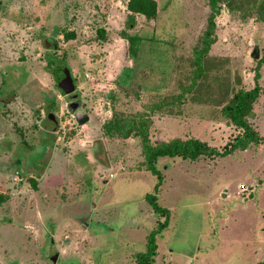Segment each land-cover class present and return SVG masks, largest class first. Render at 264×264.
<instances>
[{
	"label": "rangeland",
	"instance_id": "rangeland-1",
	"mask_svg": "<svg viewBox=\"0 0 264 264\" xmlns=\"http://www.w3.org/2000/svg\"><path fill=\"white\" fill-rule=\"evenodd\" d=\"M127 1L0 0V264H136L165 220L148 195L170 213L153 264H257L264 259V65L249 117L260 145L197 162L162 158L158 190L140 136L110 138L104 125L115 113L145 117L152 142L199 139L223 150L239 133L223 108L234 92L255 86L252 53L257 44L264 56V21L255 10L223 5L203 76L172 102L191 83L208 0H157L152 21L130 19ZM134 36L146 40L134 48ZM60 68L76 81L77 111L58 86ZM125 68L133 71L128 81ZM162 99L169 103L154 111ZM77 115L90 121L80 126ZM48 149L53 157L40 175Z\"/></svg>",
	"mask_w": 264,
	"mask_h": 264
},
{
	"label": "trees",
	"instance_id": "trees-1",
	"mask_svg": "<svg viewBox=\"0 0 264 264\" xmlns=\"http://www.w3.org/2000/svg\"><path fill=\"white\" fill-rule=\"evenodd\" d=\"M210 14L207 19L206 28L200 38V44L194 51V70L191 75V83L181 85L182 93L177 95L172 102H178L186 97L189 91L196 88L199 78L204 74L205 59L210 55L212 46L216 42L217 17L221 12V7L226 5L229 9L236 7L249 9L251 12H259V18L264 21V0H208ZM127 10L130 13V19H135L136 16H143L147 20H157L159 17V4L157 0H128ZM100 38H105L106 32L104 29L98 30ZM131 46L137 48L140 42L146 39L138 36L130 37ZM54 40V39H52ZM55 41V40H54ZM57 43H55L56 45ZM53 56L49 55V60L52 61ZM264 65V56L258 61L255 69V86L251 90L240 89L233 93L229 102L224 106L223 113L231 123L239 129V133L233 141L229 142L223 150L209 146L207 143L199 139L182 140L174 138L170 141H155L150 138L151 120L141 117L133 120L125 117H120L117 113L113 118L104 125V131L110 138L128 139L140 136L142 143V153L145 157L144 166L147 171L152 172L158 178L156 190L162 184L163 176L159 168L158 162L162 158H179L182 160L199 161L202 157L209 158H226L237 151H246L251 145H260L262 136L250 124L249 117L254 114V105L260 98L263 88L259 81L261 79V67ZM59 70V69H57ZM127 76V81L132 77V69L125 68L123 71ZM126 81V83H127ZM123 82V81H121ZM169 102L166 99L156 103L153 110L157 111L161 107H165ZM146 200L154 209L155 212L165 217L163 222H159L156 231H152L148 238V250L146 253L136 255V264H153L158 253V237H162L163 231L167 227L170 219L168 209L161 207L154 195H148ZM257 264H264V259Z\"/></svg>",
	"mask_w": 264,
	"mask_h": 264
},
{
	"label": "water",
	"instance_id": "water-1",
	"mask_svg": "<svg viewBox=\"0 0 264 264\" xmlns=\"http://www.w3.org/2000/svg\"><path fill=\"white\" fill-rule=\"evenodd\" d=\"M56 31H54L52 37H56ZM257 42V41H256ZM252 57L255 60H260V53H259V47L256 44V46L254 47L253 53H252ZM59 76L57 77L58 79V86L59 88L67 95V96H72V98H74L75 100L78 98V95L75 94L76 92V83L74 80L73 75L71 74L70 70L68 68H64V69H59ZM80 102H72L69 105V108L72 111H77L80 108ZM90 121V117L88 115H83L81 118H78V124L80 126H83L85 124H87ZM53 157V150H49L48 153L46 154L45 158L43 159V161L41 162L42 164V169L40 170L39 174L43 175L46 170L47 167L49 166V164L51 163ZM58 255L57 254L55 257H53L52 261L53 263L57 262L58 259Z\"/></svg>",
	"mask_w": 264,
	"mask_h": 264
},
{
	"label": "flooded vegetation",
	"instance_id": "flooded-vegetation-1",
	"mask_svg": "<svg viewBox=\"0 0 264 264\" xmlns=\"http://www.w3.org/2000/svg\"><path fill=\"white\" fill-rule=\"evenodd\" d=\"M75 83H76V81H75ZM74 98H72V96H70V102L72 103V102H74ZM83 116V115H82ZM81 115H80V118L82 117ZM79 118V116L77 115V119ZM50 149H48V151H49ZM48 153V152H47ZM46 153V154H47ZM44 156H46V155H44ZM45 157H43V159H44ZM43 159H39V164H38V167H39V170H41L42 169V164H41V162L43 161Z\"/></svg>",
	"mask_w": 264,
	"mask_h": 264
},
{
	"label": "crops",
	"instance_id": "crops-1",
	"mask_svg": "<svg viewBox=\"0 0 264 264\" xmlns=\"http://www.w3.org/2000/svg\"><path fill=\"white\" fill-rule=\"evenodd\" d=\"M86 160L92 162L91 156H90V155H87ZM112 167H114V166H111L110 170L113 169ZM98 172H99V170L96 171V173H98ZM112 176H113V174L110 175V177H112ZM158 248H159V246H158ZM64 250H66V249H64ZM158 255H159V254L157 253V256H158ZM135 256H136V255H135ZM157 256H156V257H157ZM132 260H133V259H132ZM155 260H156V259H155ZM155 260H154V261H155ZM190 261H191L192 263H194V258H191Z\"/></svg>",
	"mask_w": 264,
	"mask_h": 264
},
{
	"label": "built area",
	"instance_id": "built-area-1",
	"mask_svg": "<svg viewBox=\"0 0 264 264\" xmlns=\"http://www.w3.org/2000/svg\"><path fill=\"white\" fill-rule=\"evenodd\" d=\"M242 189H243V191H246L247 190L246 187H244V186H242Z\"/></svg>",
	"mask_w": 264,
	"mask_h": 264
}]
</instances>
